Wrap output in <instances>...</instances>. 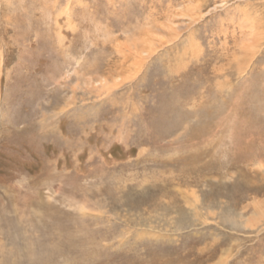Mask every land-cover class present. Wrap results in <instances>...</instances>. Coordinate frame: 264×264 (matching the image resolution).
I'll list each match as a JSON object with an SVG mask.
<instances>
[{
  "label": "rangeland",
  "instance_id": "374dc122",
  "mask_svg": "<svg viewBox=\"0 0 264 264\" xmlns=\"http://www.w3.org/2000/svg\"><path fill=\"white\" fill-rule=\"evenodd\" d=\"M0 264H264V0H0Z\"/></svg>",
  "mask_w": 264,
  "mask_h": 264
}]
</instances>
